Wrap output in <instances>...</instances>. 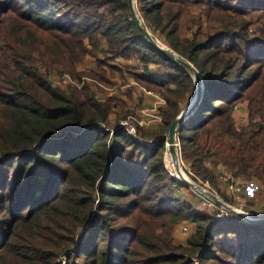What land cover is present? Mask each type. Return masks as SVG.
Returning a JSON list of instances; mask_svg holds the SVG:
<instances>
[{
  "label": "trees",
  "instance_id": "16d2710c",
  "mask_svg": "<svg viewBox=\"0 0 264 264\" xmlns=\"http://www.w3.org/2000/svg\"><path fill=\"white\" fill-rule=\"evenodd\" d=\"M135 6L201 75V98L176 128L188 175L217 185L220 162L264 182V0ZM86 54L96 69L76 70ZM132 57L143 70L126 73L164 99L161 123L141 137L109 120L121 99L96 98L84 77L115 86L125 71L110 60ZM56 67L74 84L53 85ZM194 91L191 72L141 34L128 0H0V264H264V221H213L171 187L189 186L165 167V135ZM181 220L194 230L176 243Z\"/></svg>",
  "mask_w": 264,
  "mask_h": 264
},
{
  "label": "rangeland",
  "instance_id": "374dc122",
  "mask_svg": "<svg viewBox=\"0 0 264 264\" xmlns=\"http://www.w3.org/2000/svg\"><path fill=\"white\" fill-rule=\"evenodd\" d=\"M134 2H135V0H134ZM191 9L194 11L192 13H194L195 16L198 15L199 13H202L201 8L192 7ZM138 15H139V13H138ZM143 22H144V20H143ZM144 24H145V22H144ZM146 27L152 33L153 37H155L163 45L168 46L165 43V41L163 40V38L160 36V34H158L157 31L152 30L147 25H146ZM187 34L191 35V31L188 30ZM97 55H99V53H97ZM110 62L118 64L123 68V70L125 71V77H126L124 80H121L117 76H115L114 79L117 80V85L111 86V87H107L106 85H105L106 87H103L101 85H97L95 83V80L88 74L84 75L85 80L90 84V87L94 91V95L96 98L102 97V99H103V98L108 97V96H113V97H117V98L121 99V101L123 102L122 107H118V106L113 107L111 113L109 114L110 115L109 120L112 122L116 117H120L119 120L117 121V122H119L120 120L123 119L122 117H124L125 111L129 112L128 114L131 116L130 118L133 117L135 119V123L137 125V134H138V136L141 137V134L143 135V133H142L143 130H142V127L140 125H144V122L146 120L149 122L150 119L153 118L152 115L155 113L151 109H149V106H147L146 103L142 102V100H143L142 96L144 95L143 92L145 93V92L149 91L151 93H154L155 95H158L160 97L161 102H163L160 105L164 104V99L161 97L159 92H156V91H153L151 89H147L145 87L139 86L136 83V81L134 80V78L126 73V71H129V70L142 72V70H143L142 64L136 58H134V57L129 58V59L128 58H126V59L117 58L116 60H110ZM150 66H153V65L150 64ZM75 69L78 71H89L90 69H96V54L84 55L82 57V59L75 64ZM105 70L107 73L106 75H109L110 73H109L107 67H105ZM47 71H54L53 73L56 72L55 74L67 73L69 75V80H63L62 78L58 79V77H57V79L53 78V80L49 79L53 85H57V86H60L62 88H67L68 86L74 84V81L72 78L73 76H72L71 72L69 70H67L66 68L56 67L53 69H49ZM78 86H80V84ZM112 92H114V93H112ZM190 98H188V101L190 100ZM235 110H238L239 112L236 115L237 118H234V120H235L236 125L238 127H240V126L244 125L245 123H247L246 102L245 101L238 102L236 104ZM157 112H159V106L157 107ZM145 126L150 127V122L147 123V125H145ZM149 131L152 132L153 130H149ZM146 138H148V137H146ZM146 140H147L146 142L151 141L149 139H146ZM178 145H179V142H178ZM178 145H177L178 162H179L182 170L188 175V172H190V170H189L188 164L185 161H183V159H182ZM163 159H164V164H165L166 169L169 171V173L171 175H173L174 171L170 165V158L167 154L166 147L164 150ZM208 165L210 166V162ZM219 175H220V171L215 172V181H216L217 185H211L207 180H203L199 177H197L196 180H194V179L193 180L196 181L201 186H203L204 188L209 189L211 191L212 190L215 191L214 193L217 196L222 198L223 194H222L221 190H222V185L224 183L220 179ZM218 185H219V187H218ZM171 187L173 188V191L177 196H180L181 198H187L193 204V206L196 209L203 212L202 204H201V201L199 200L200 195H199L198 191L194 190L191 187H184L183 185H179L175 181L171 182ZM180 187H184V189H180ZM181 191H186L191 196L192 200L188 197H183L182 196L183 193ZM228 199H227L228 202H230L231 204L237 205L240 203L242 207L253 206V207H251L252 209H255V207H257V209H263L264 208V202H262L260 205H257V203H254L255 201H250V200H245V201L243 200L242 201L241 197L236 198L234 194H232L231 197L228 196ZM183 223H187L188 226H191V228H189L188 231L183 230L182 229ZM193 230H194V224L192 222H189L187 220H181L173 226V228L170 232H171L173 240L176 243H178V242L181 243V241H183V240H184V242H186L187 237L193 232Z\"/></svg>",
  "mask_w": 264,
  "mask_h": 264
},
{
  "label": "water",
  "instance_id": "95a60500",
  "mask_svg": "<svg viewBox=\"0 0 264 264\" xmlns=\"http://www.w3.org/2000/svg\"><path fill=\"white\" fill-rule=\"evenodd\" d=\"M128 6H129L130 14L134 20V23L138 27L141 34L149 41V43L153 45L154 48L158 50L161 54L182 64L186 69H188L191 72L192 77L194 79V83H195L194 95L192 96V98H190L188 105L184 109H182L180 113L172 120L168 128L167 134L165 135L166 150L175 156V162L177 163L178 161V154H177L178 141H177L176 128L178 124L182 122L195 109L197 103L199 102L201 98V94L203 91V83L201 80V75L190 61L179 56L177 52H175L173 49H171L170 47L166 45H163L155 37H153L152 33L147 29L146 25L144 24L142 18L138 15L134 0H128ZM173 169L175 171L173 176L177 177L179 180H181L182 182H184L186 185L193 188L194 190L204 193L205 195L209 196L217 204L224 205V202L214 192L198 184L196 181L190 178L183 170H180V169L176 170V167H173ZM237 216L239 218L250 220V221L251 220L264 221V215L263 216L256 215L255 217L250 218V217H246L238 213Z\"/></svg>",
  "mask_w": 264,
  "mask_h": 264
},
{
  "label": "built area",
  "instance_id": "2783aa9c",
  "mask_svg": "<svg viewBox=\"0 0 264 264\" xmlns=\"http://www.w3.org/2000/svg\"><path fill=\"white\" fill-rule=\"evenodd\" d=\"M54 71H47V77L49 79L56 78L63 79V80H69V75L67 73H59L55 74ZM119 125H121L128 133L130 134H137V125L135 123V119L132 118H123L118 122ZM207 165L209 164V161L205 162ZM220 179L228 184L232 194L235 195L236 198H240L241 191L248 189L250 187V183L248 180H234L233 176L230 174V172L227 169L221 170ZM212 192H215L212 190ZM200 195V201L202 204L203 212L207 215H209L213 221H220L224 219H228L230 217H238L237 214H242L246 217L253 218L256 215H259L261 212H256L254 209L248 208V207H242L241 204H231L228 201L223 200L221 197H219L223 202V204H217L212 198L205 195L204 193L199 192ZM263 212V211H262ZM239 218V217H238ZM183 230H186V226H182ZM193 264H198V259L195 256L192 257Z\"/></svg>",
  "mask_w": 264,
  "mask_h": 264
},
{
  "label": "crops",
  "instance_id": "0c3cea01",
  "mask_svg": "<svg viewBox=\"0 0 264 264\" xmlns=\"http://www.w3.org/2000/svg\"><path fill=\"white\" fill-rule=\"evenodd\" d=\"M105 44L106 43H105L104 38H101V45L105 46ZM112 93H114V92H112ZM143 94H144L142 96L143 100L141 99L142 102L146 103L147 106H149V109H151L155 113L152 115L153 118H151L150 121H149L150 122V127H146L145 126V125H147V123H149L147 120L144 122V125H140V126L142 127V130L144 132H150L149 130H153L154 131L158 127V125L161 123V116H160V113L157 112V107L160 106V104L163 103V102H161L160 97L158 95H155L154 93H151V92L148 91V92H145V93L143 92ZM238 112H239L238 110L234 111V114H233L234 118H237L236 115H237ZM213 167H214V171L215 172L225 169V167L220 162L216 163ZM233 179L234 180H239V178H233ZM247 180H248V182L251 185H250V187L248 189H245V190L241 191L240 197L242 198V201L243 200L244 201L245 200L255 201L254 203H257V205H260L262 202H264V182L259 181L255 177H252V178L247 179ZM218 187H219V185H218ZM180 189H184V187H180ZM221 191H222V194H223V197H224V198L223 197L222 198L224 200L228 201L229 200L228 196L229 197L232 196V192H231L228 184L224 183L222 185V190ZM181 192L183 193L182 194L183 197H188V198H190L192 200L191 196L186 191H181ZM251 207H253V206H249L248 208H251ZM254 210L256 212H262V211H264V208L263 209H257V207H255ZM183 225L186 226V230L187 231L189 230V228H191V226H188L187 223H183L182 226ZM181 243H184V240L181 241Z\"/></svg>",
  "mask_w": 264,
  "mask_h": 264
},
{
  "label": "bare ground",
  "instance_id": "6f19581e",
  "mask_svg": "<svg viewBox=\"0 0 264 264\" xmlns=\"http://www.w3.org/2000/svg\"><path fill=\"white\" fill-rule=\"evenodd\" d=\"M167 154H168V156L170 158V165H171L172 169H173V167H176V170L177 169L182 170L179 162L178 161H177V163L175 162V156L172 153H169L168 151H167ZM173 171H174V169H173ZM174 173H175V171H174Z\"/></svg>",
  "mask_w": 264,
  "mask_h": 264
}]
</instances>
